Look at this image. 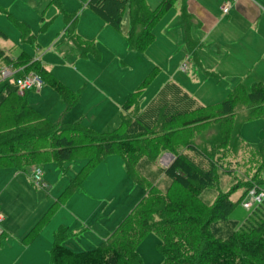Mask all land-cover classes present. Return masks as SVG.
Returning a JSON list of instances; mask_svg holds the SVG:
<instances>
[{
	"label": "rangeland",
	"instance_id": "rangeland-1",
	"mask_svg": "<svg viewBox=\"0 0 264 264\" xmlns=\"http://www.w3.org/2000/svg\"><path fill=\"white\" fill-rule=\"evenodd\" d=\"M88 2L89 0H0V50L8 48L12 57L21 51H27L35 59H40L77 97L75 103L66 104L57 91L45 82L40 90L27 94L29 104L41 111L52 123L70 126L80 122L88 132L85 134L83 131L72 130L61 133L63 127H57L50 130L49 135L60 132L59 136H71L76 140L74 144L77 148H89L83 146L91 143H98L103 148L117 147L120 137L113 132L121 126L122 104L155 66L160 71L141 95V111L168 82L177 84L205 106L223 101L239 82V79L232 77L237 70L229 66V62L235 57L225 59L208 50L201 52L198 61L187 57L180 27L181 0L156 25V39L144 53L132 52L126 42L130 25L129 5L125 9L121 28L116 29L101 19L88 6ZM144 2L153 9L159 0ZM67 17L76 18V30L84 37L94 40L98 54L73 58L65 57V52H60L58 46L62 41L66 47H72L64 32ZM18 24L29 26V33L32 35L30 40L22 38ZM11 60V57L1 52L0 70L8 66ZM184 62L186 63L182 65ZM260 63L264 64V60ZM187 66L188 70L185 72ZM95 80L96 83H93ZM256 80L264 79L254 78L252 74L241 79L247 90L251 89V84ZM86 82L89 88L86 87ZM9 84L7 80L0 81V91L8 86L13 89ZM243 107L242 105L239 108L237 122L242 123V118L248 114V108ZM261 109L264 114V106ZM135 111L137 110L131 109L124 113L126 122L133 121L132 113ZM3 120L10 122L7 116ZM194 129L195 127L186 130L179 136L182 140H188L201 155L206 154V144L214 140L218 126L209 122L199 126L197 130ZM90 132L97 135L111 133L94 138ZM143 135L139 145L147 144L145 138L151 137L148 134ZM23 137L21 148L16 149L17 155H8L5 160L14 161L19 156L17 159L20 161L21 152L28 141H24ZM231 145L233 149L226 150L224 165L220 158L208 155L214 162L216 173L217 170L220 172V179L216 178L215 186L208 187L202 194V199L208 204H214L218 197L228 193L236 183L243 184L229 194L233 201H238L244 193L255 187L264 189V115L241 124L240 145L235 138ZM260 147H263L262 157L257 153ZM65 152L74 158L61 164L47 158L20 168H0V212L4 217V221L0 222L4 230L2 233L0 228V264H51L55 236L62 228L68 230L63 244L75 252L92 250L109 241L125 258L129 256L137 264V257L130 245L132 242L128 238L130 234L125 231L123 235L115 238L114 233L141 202L147 190L130 179L118 153L109 154L93 165L90 161L95 155L88 153L89 149H66ZM144 159L134 156L130 163H134L133 167L136 164L138 170L145 174L148 173L150 179L154 178V182L149 185L153 187L154 184V197L162 198L160 195L167 190L170 179L168 176L160 178L158 175L163 173L158 168L159 157L152 159L154 165H157L152 171L146 167ZM148 163L151 164V161ZM83 168L87 172L85 178H80L82 185L74 187L71 179H76ZM36 169L44 171L47 188H44L43 177V186L34 183L33 170ZM244 195L229 214L227 223L224 221L218 224L219 228L214 230L213 235L222 234L221 231L228 229L227 226L232 231L244 225L254 209L243 205L249 198L247 196L245 199ZM225 199L228 200L229 197ZM226 202L221 207H227ZM155 207L156 204L152 205L150 202L146 211L150 212ZM148 216L151 214H141L138 221L141 222ZM45 217L37 236L32 241L25 240ZM179 219L182 220L183 217ZM175 221L167 228V233L172 238L169 241H165L158 232L152 231L138 243L136 251L142 264H206L209 256L206 246H202L199 241V230L200 226L206 227L207 221H203L200 226L187 222L179 225L180 221ZM254 237L264 239V234H255ZM164 242H167L164 246L167 258L159 248ZM241 254L243 255L242 251ZM243 256L247 264L251 263L249 255ZM260 264H264V260L260 259Z\"/></svg>",
	"mask_w": 264,
	"mask_h": 264
},
{
	"label": "trees",
	"instance_id": "trees-1",
	"mask_svg": "<svg viewBox=\"0 0 264 264\" xmlns=\"http://www.w3.org/2000/svg\"><path fill=\"white\" fill-rule=\"evenodd\" d=\"M176 1L162 0L154 9H150L144 0H90L88 5L106 23L116 29L121 28L125 9L129 5L131 26L127 41L131 49L137 52H145L155 41V26ZM18 27L23 35H28L29 32L26 27L21 24H18ZM139 27H142V29L139 30ZM75 39V44L80 49L81 45L85 44L89 45V47L95 46L93 41H79L76 37ZM186 42L190 47V51L194 52L195 47L188 37ZM10 63H13L16 67L24 66L26 72L33 71L38 73L45 83H48L59 93L64 103L73 104L76 102L75 93L46 70L40 62L34 61L28 53L22 52ZM158 72L159 68L155 67L123 104L124 113L129 112L131 109L137 111L132 113L134 114L132 122H126L124 119L125 114L123 113L121 126L113 132L120 137L117 147L113 148L114 150L112 148H103L98 143L83 146H88L89 148H77L78 146L74 144L76 140L71 136L62 134L59 136L60 132L55 135H49L48 132L57 127H63L61 133L72 130L83 131L85 134L88 132L79 123L70 126L54 124L33 109L24 97L12 91L9 87L2 89L0 91V168L5 166H17L20 168L22 165H31L39 159L47 158H51L61 164L63 161H69L74 158H71L70 154H66V149H89L88 153L95 155L90 161L93 165L109 154L118 153L125 162L128 175L147 190L146 196L114 233L115 238L120 234L123 235L125 231L130 234L128 238L132 242L130 245L137 257V264H142L136 251L138 243L152 231L158 232L166 239L165 241H169L172 238L169 237L167 228L174 224L175 220L180 221L179 225L181 222H187L197 226H200L203 221H207L206 227L202 228L200 226L201 229L199 230V241H201L202 246H206V253L209 256L206 264H247L243 255H249L251 260L249 264H260V259L264 260V239H255L254 236L259 233L264 234V199L253 207L254 209L246 218L243 226L238 229H232V231L227 226L228 229H223L221 231L223 232L222 234L215 236L213 232L216 228H219L218 224L226 222V219L230 216L229 214L241 202L245 193L238 201H233L229 194L241 187L243 183L241 182L240 185L236 183L228 193L218 197L214 204H208L204 201L202 194L208 187L215 186L216 178L220 179V172L217 170L216 173L214 162L210 160L211 157L208 155L220 158L222 165H224L227 155L226 150H229V148L233 149L231 145L233 138L240 145L241 124L264 115L261 109L264 106V82L255 83L250 92H245L244 86L239 85L225 100L213 106L199 105L187 94H184L175 84H167L147 107L141 111L139 110L141 95L144 89L157 76ZM242 105L248 108V114L242 118L241 123L237 122V115ZM252 105L255 107H251ZM5 116L9 118L10 122L3 120ZM209 122L217 124L218 133L212 142L206 144V151L209 153L206 152V154L201 155L200 151L196 150L188 140H182L179 135L194 127V130H197L199 126ZM135 125L137 126L134 127ZM134 128L137 130H133ZM110 133L97 135L94 132H90L89 134L94 138H99ZM143 134L151 135V137H144L147 140V144L142 143V145H139L140 140H143ZM22 136H24V141H28L21 152L20 161L18 162L17 159L19 156L15 158V162L11 159L5 160L4 158H8V155H17L16 149L18 147L21 148ZM187 143L189 144L185 151L180 152V149L184 148ZM181 144L182 146H180ZM262 149L263 147H260L257 150L261 157ZM4 150H6V153H4ZM164 150L174 152L176 158L167 169L159 168L160 172L163 171V173H158V175L160 177L165 175L170 179V185L165 193L160 195L162 198H159V201L153 194L154 184L153 187L149 185L154 178L150 179L148 173L145 174L138 170L136 164L133 167L134 163L131 164L130 159L134 156L141 159L145 158L144 164L151 170L154 167L152 159L157 158ZM150 161L151 164L148 163ZM84 170L85 168L72 182L74 187L82 185L80 178H85L87 172V169ZM77 179L79 182H76ZM250 190L244 195L245 199ZM223 197H229V199L227 200ZM225 201H227V207L223 208L221 206L224 205ZM150 202L152 205L155 203L156 207L149 212L146 209ZM148 213L151 216L145 217L141 222L138 221L141 214ZM179 217H183V219L180 220ZM45 220L46 217L35 226L25 240L28 242L32 241L39 233V229ZM128 229H131V231L129 230L130 233ZM67 234V228L60 229L57 232L51 253V264H136L135 260H132L129 256L125 258L123 253L109 241L92 250L75 252L63 244ZM165 243L167 242L160 244L159 248L164 253L165 258H167ZM173 244L175 245V243ZM168 245L171 246L170 244Z\"/></svg>",
	"mask_w": 264,
	"mask_h": 264
},
{
	"label": "crops",
	"instance_id": "crops-1",
	"mask_svg": "<svg viewBox=\"0 0 264 264\" xmlns=\"http://www.w3.org/2000/svg\"><path fill=\"white\" fill-rule=\"evenodd\" d=\"M161 1L162 0H159L158 4ZM181 1H182V11H181V18H180V27L182 30V43H183V46L186 48L187 57L192 58L195 61H198V57H201L200 54L201 52H203V50H208L211 53L213 54L215 53L216 55H218V57H225V59H228L229 57H235L233 61L231 59V62H229V66L237 70L236 72L232 74V77H236L237 79H239V82H237L233 86L230 93L233 92L235 88L238 87L239 85L244 86L246 90L245 92H250L251 89L247 90L245 84H243V82L241 81L242 78H244L246 75L249 76L250 74H252L254 75V78L264 79V64L261 65L260 63L262 60H264L263 59L264 58V0H181ZM226 1H230L231 6H230V10L228 11V13L225 14L223 13L222 7L224 6ZM75 20L76 18L75 19H69L68 17L66 18L64 32L66 34L67 40L72 44V47L71 48L66 47L65 42L62 41V43L59 44L58 46L60 52L61 53L65 52V57H73V58H84V57H87L89 54H98L94 40L84 37L81 33H79L76 30L75 22H74ZM129 20H130V17H129ZM21 25L26 27L27 31L29 32V26L27 24H21ZM130 26L131 25H129L128 32L130 30ZM138 29L140 30L142 29V27H139ZM128 32H127V35H128ZM127 35H126V42H127L129 49L135 53H144V52H137L136 50L131 49L127 41ZM21 36L23 39L30 40L32 35L28 33V35L25 36L21 32ZM179 36L181 37V33H179ZM75 37L79 41L80 40L81 41L82 40L83 41H93L95 46L89 47V45L85 44V45H81V49H80L75 44V40H76ZM187 37L192 41L195 47L194 52H191L190 47L187 45V42H186ZM74 50H76V52H74ZM1 52L5 53V56L11 57L12 59H16L22 52L28 53L27 51H21L16 56L12 57L9 55L8 48L4 50H0V54ZM85 52H87V54H85ZM28 54L33 58L34 61L37 60L38 62L42 64L40 59H35L30 53ZM254 57H256L255 60H254ZM185 63L186 62L182 63V65ZM7 64H8V61L6 60V65ZM42 66L46 70H48L45 65L42 64ZM187 70H188V66L185 72ZM87 82H86V87L89 88ZM259 82H264V80H256L255 82L251 84V88L255 83H259ZM93 83H96V80ZM167 84H175V83L168 82ZM9 85L13 87V89H11L12 91L18 93L14 85H12L11 83ZM175 85L179 87L180 90L184 94H187L191 99H193L197 104L202 105L195 98H193L186 91H184L180 86H178L177 84ZM135 90H133V92ZM129 92L130 90H128V93ZM28 93H26L25 95H20V94L19 95L24 97L27 103L29 104L27 100ZM131 93L128 95V97L131 95ZM125 95H127V93ZM157 95H155V97ZM128 97L125 99L123 104L126 102ZM219 103H216V104H219ZM123 104H122L121 120H122V115L124 113ZM216 104H210L206 106H213ZM29 105L33 109H35L37 112H39L44 118H46L41 111L36 109L31 104ZM202 106H205V105H202ZM238 119H239V112H238ZM77 123L80 124V122H77ZM180 150H181L180 152H183L185 151V148H182ZM158 157H159V161H158L159 167L158 168L167 169L174 162L176 155L174 152L170 150H164L159 154ZM123 163L125 164L124 160H123ZM154 168H157V165H154V167L151 170H154ZM34 171L35 170H33V176H34ZM42 172H43V183L45 186L44 188H47L48 183L45 181V173L44 171ZM162 176L160 178H162ZM130 179L132 178L130 177ZM74 180L75 178L71 179V185ZM0 215L2 217V221H4V217L1 212H0ZM1 232L2 233L4 232L2 228H1Z\"/></svg>",
	"mask_w": 264,
	"mask_h": 264
},
{
	"label": "built area",
	"instance_id": "built-area-1",
	"mask_svg": "<svg viewBox=\"0 0 264 264\" xmlns=\"http://www.w3.org/2000/svg\"><path fill=\"white\" fill-rule=\"evenodd\" d=\"M230 1H226L222 7L223 13H228L230 10ZM7 80L16 88L20 95H24L30 91L40 90L44 81L42 77L33 71L26 72L25 67H16L13 63L0 70V81ZM43 172L41 169L34 171V183L37 186H43L42 183ZM249 198L244 202V206L248 209L253 208L256 204L264 199V189L255 187L249 194ZM2 218L0 217V222Z\"/></svg>",
	"mask_w": 264,
	"mask_h": 264
}]
</instances>
